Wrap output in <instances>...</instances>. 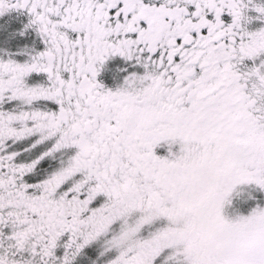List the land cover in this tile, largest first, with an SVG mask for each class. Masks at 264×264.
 <instances>
[{
  "label": "snow or ice",
  "instance_id": "snow-or-ice-1",
  "mask_svg": "<svg viewBox=\"0 0 264 264\" xmlns=\"http://www.w3.org/2000/svg\"><path fill=\"white\" fill-rule=\"evenodd\" d=\"M0 264H264V0H0Z\"/></svg>",
  "mask_w": 264,
  "mask_h": 264
}]
</instances>
